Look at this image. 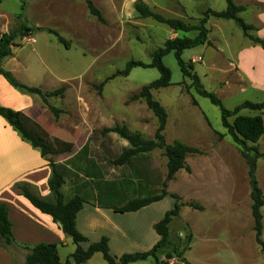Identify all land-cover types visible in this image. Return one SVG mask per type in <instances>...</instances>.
<instances>
[{
    "label": "rangeland",
    "instance_id": "rangeland-1",
    "mask_svg": "<svg viewBox=\"0 0 264 264\" xmlns=\"http://www.w3.org/2000/svg\"><path fill=\"white\" fill-rule=\"evenodd\" d=\"M90 1L100 10L104 23H99L88 13L84 0H0V8L12 15L6 20L7 26L4 32H0V36L17 31L20 24L32 30L28 37L17 36L14 40L17 46L11 50H15L20 62L25 64L29 61L35 70L39 69L36 71L39 73L36 77L55 75L58 81L66 83L61 87V94L54 98L58 99L59 103L65 101V96L68 98L70 117L76 118L78 113H85V131L79 133L80 137L91 134L98 141L113 144L112 140L119 137L114 133L104 135L103 129L126 124L131 133H137L144 140H153L158 126L157 119L147 109L143 99L131 98L137 95L143 86L159 78L156 69L144 66L150 64L152 53L162 47L165 41L176 38V33L163 24L152 19H141L137 15L134 4L138 1L144 3L145 0ZM183 1L149 0L147 5L166 18H178L192 25L203 18L206 9L220 10L226 7L225 0H188L189 4H181ZM22 2L23 11L20 10ZM18 14L22 15L21 19H17ZM217 22H221L218 27L214 26ZM205 27L211 30L214 48L218 49L214 50L215 54L219 52L226 55L227 50L236 52L240 45L247 42L240 28L232 20H214ZM48 29L57 31L68 46L57 43L55 36L46 31ZM177 34L188 38L197 36V32H190L185 36L179 32ZM212 56L215 57L211 48L198 45L183 51L181 60L184 64L191 65L189 72L198 76L203 88L214 93L225 109L233 110L246 100L256 103L264 101V95L249 96V92L241 90L245 83L243 80L238 81L236 71L230 65L218 61L213 72H207ZM198 58H201V61H197ZM129 61L140 62L144 66L131 69L125 77L117 75L107 80L116 72L123 71ZM162 62L171 72V86L151 90V95L164 107L169 122H173L170 131L162 132L165 143L168 140L176 142L175 139L182 144L192 142L197 130L200 141L204 144L202 148H197L200 154L186 155L185 163L190 172L181 170L177 176L166 182L165 187L162 186L158 190V193L169 191L173 186L185 187L194 181H199L206 188L205 193L201 195L204 208L196 201L185 203L180 199L181 203H194L200 206L201 210L182 207L183 215L180 211V216L170 224L169 244L157 252L160 264H184L188 262L184 253L189 250L194 234L197 236L212 233L223 238L235 233L234 224L235 220H238L243 225L245 235H254L250 186L248 168L241 157V150L222 128L218 107L195 93L190 78L182 76L172 53L166 55ZM192 99L196 101L197 106L194 107L197 109L191 108ZM191 110L192 115L188 114ZM244 113L253 115L252 112ZM178 119L181 120L180 127L177 126ZM233 120L234 118H229L228 122L231 124ZM209 132L212 133L211 139ZM217 133L223 137L219 139ZM69 136L73 137V132H69ZM252 146L254 145L246 143V147ZM256 146L259 152L264 153V145L262 147L257 143ZM158 163L160 168L164 167L160 159ZM205 163L211 166L207 173L202 170ZM255 177L264 195V158L256 161ZM136 181L137 177L132 178L134 187L142 186L141 182L138 184ZM225 185L229 189L227 201L218 211L220 193ZM171 201L174 203L172 199ZM166 202L168 201L164 204ZM261 214V238L264 241V207L261 208ZM72 246L74 245L69 241L67 248H58L63 261ZM15 251L17 252V249ZM166 254L172 256V259L167 260ZM98 258L92 262L105 264L101 256ZM132 264L156 262L150 257Z\"/></svg>",
    "mask_w": 264,
    "mask_h": 264
},
{
    "label": "crops",
    "instance_id": "crops-1",
    "mask_svg": "<svg viewBox=\"0 0 264 264\" xmlns=\"http://www.w3.org/2000/svg\"><path fill=\"white\" fill-rule=\"evenodd\" d=\"M232 2L236 6L243 7V11L238 16L245 24L253 27L250 35L264 39V0H232ZM144 3L147 5L149 0H145ZM185 3L189 4L188 0L181 2V4ZM195 7L197 8L196 4ZM225 9L226 7L211 11L221 12ZM10 17L12 15L0 8V32H4L8 23L6 20ZM214 20L218 19H207L205 26L210 25ZM217 23L214 26L218 27L221 22ZM174 33L176 37H182L178 36V32ZM179 33L183 36L187 34ZM245 39L247 42L240 45L236 52L227 50L226 55L219 52L215 54L214 50L218 51V49L214 48L211 30H208V42L211 46L209 43L204 45L213 50L215 57L212 56L207 72H213L218 61L228 64L235 69L238 81L243 80L242 82L245 83L241 88L242 91L249 92V96L264 95V49ZM11 52L10 57L1 61L0 67L10 72L19 83L30 88H38L43 93L53 92L66 84L64 81H58L55 75L46 78L36 77L39 74L36 71L39 69L35 70L29 61L25 64L20 62L15 50ZM42 62L41 60L40 63ZM64 99L65 101L60 103L54 97L48 99L51 106L61 111L55 118L40 97L13 88L0 75V107L20 111L38 124L48 135L57 153L48 158L42 157L38 149L23 140L20 134L0 117V204L5 205L8 210L11 232L16 244L10 251L0 247V264H24L27 255L25 247L31 248L39 244H55L61 262L70 257L75 250L72 240L61 231L59 225L54 223L51 217L35 209L18 188L25 186L34 195L53 202L48 188L52 174L48 160L60 165L64 170V183L60 189L62 195L66 199L78 196L83 200L82 208L76 215V228L87 239V243L82 244V247L86 248L88 244L106 238L109 253L114 258H120L124 254L148 252L152 249L159 241L154 226L173 207L171 194L177 195L185 203L196 201L203 208L205 207L201 202V195L205 193L206 188L199 181H194L185 187L173 186L167 191L169 195L138 211L116 213L114 209L121 208L130 200L147 198L158 193L165 181L167 160L160 150L155 149L134 156L128 164L114 166L115 160L129 147L128 143L116 138L117 140H112L114 143L110 144L106 141H98L91 134L80 137L79 133L85 131L87 121L85 113H78L76 118L70 117L68 98L65 96ZM191 108L197 109L194 106ZM193 110L188 114L192 115ZM241 112L242 115L250 116L244 112L251 111ZM252 113V116L257 115ZM261 116L264 122V111ZM172 123L167 116L166 132L171 130ZM180 123L181 120L178 119L177 126ZM127 128L130 130L128 126ZM69 132H73V137L69 136ZM209 134L211 139L212 133ZM200 140L196 130L194 140L185 144L200 149L204 146ZM171 143L172 141H166V144ZM258 143L263 147L264 134ZM158 159L164 163V167H159ZM209 168L211 166L205 163L202 167L203 173H207ZM179 173L180 171L176 176ZM135 177L138 178L136 183L141 182L142 186H133L132 178ZM228 192L229 189L225 185L220 193L218 211L226 204ZM165 201L168 202L164 204ZM234 226L235 233L223 238L212 233L197 236L194 234L189 250L184 253L185 260L189 264H264V256L255 242L254 235H245L243 225L238 220H235ZM69 241L74 246L70 248L68 256L63 261L58 248H67ZM98 255L102 257L100 253H96L85 264H95L92 261L99 259Z\"/></svg>",
    "mask_w": 264,
    "mask_h": 264
},
{
    "label": "trees",
    "instance_id": "trees-1",
    "mask_svg": "<svg viewBox=\"0 0 264 264\" xmlns=\"http://www.w3.org/2000/svg\"><path fill=\"white\" fill-rule=\"evenodd\" d=\"M225 1L226 9L224 11L215 12L206 10L203 13V18L194 25L185 23L178 18H166L161 14L154 12L142 2L138 1L134 4V10L141 19H152L156 23L167 26L174 32H197V36L194 38L176 37L169 39L164 42L162 47H159L152 53L151 62L148 66H144V64L140 62L129 61L123 71L116 72L111 78L107 79H112L117 75L125 77L129 74L130 70L135 67L144 66L154 68L158 71L159 78L150 84L143 86L140 92L131 98V100L143 99L147 109L151 111L157 119L158 126L154 139L144 140L137 133H131L125 125H116L112 128H105L102 133L104 135L114 133L128 143L129 147L115 160V165H125L136 155L148 153L155 149L161 150L163 156L167 160L164 187L166 182L172 180L179 171L184 170L190 172V168L185 163V157L188 154H200V151L195 147L187 146L178 141L173 142L172 144L165 143L162 132L166 127L167 113L164 107L158 101L154 100L151 95V90L164 89L171 86V72L163 64L162 59L166 55L172 53L177 61L182 76L190 78L191 86L194 88L195 93L203 98H207L212 105L218 107L220 110L222 128L227 131L232 142L241 150V157L245 160L248 168L247 177L250 186V209L253 220L254 239L256 244L260 247L261 254L264 256V241L261 238L263 230L261 208L264 207V195L258 187L255 177L256 161L259 158H264V153L259 152L256 146L261 136L264 134V122L261 116L264 111V101L259 103L245 101L233 110H227L223 107L221 101L214 93L208 92L203 88L198 76L195 73L191 74L189 72L191 70V65L184 64L181 60L183 51L194 48L198 45L208 44V30L206 29L205 24L207 19L211 17L218 20L234 21L245 38L253 44L260 45L264 49V39H259L250 35L253 27L245 24L238 16V14L243 11V7L234 5L232 0ZM84 2L88 13L99 23H104L100 10L96 8L90 0H84ZM20 10H24L23 2L21 3ZM21 18L22 15L18 14L17 19ZM31 31L32 30L29 27L20 24V28L17 31L7 34L4 33L0 36V63L3 59L12 55L11 48L17 46L14 42L15 38L17 36L22 38L28 37ZM46 31L53 34L59 44H62L65 47L68 46L67 42L56 31L50 29ZM0 75L4 77L7 83L13 88L40 97L55 118L61 113L60 110L54 108L48 103V99L61 94L63 88L53 92L43 93L38 88H30L19 83L10 72L1 67ZM192 105L197 106L194 99H192ZM244 110L257 113V115L246 116L240 114L241 111ZM0 117L14 128L23 140L29 142L33 148L38 149L42 157L48 158L49 156L57 154L44 130L38 124L26 117L22 112L0 107ZM229 118H234L231 124L228 122ZM205 120L207 121V119ZM217 135L219 139L223 137L219 133H217ZM246 143H251L254 146L248 148L246 147ZM48 162L52 171L51 177L48 181V188L52 195L53 202L46 201L34 195L25 186H19L18 188L20 189L22 196L35 209L40 213L51 217L52 221L59 225L61 231L72 240V243L75 245V250L70 257L64 262H61L55 244H39L31 248L25 247L27 255L24 264H85L96 253L102 255L106 264H132L138 261H144L150 257L155 260L156 264H160L157 258V252L160 249H165L169 244V227L173 219L180 216L181 208L188 206L195 210H201V207L194 203H181L180 198L177 195L171 194L170 197L174 200L173 207L164 214L163 218L157 224H155L154 230L159 236V241L152 247V249L148 252L124 254L120 258H114L109 253L108 240L106 238H102L96 243L88 244L86 248L82 247V244L87 243V239L82 236L76 228V215L82 208L83 200L78 196L66 199L62 195L60 189L64 183V170L60 165L54 164L51 160H48ZM167 195H169L167 191H161L160 193L147 198L130 200L121 208L114 210L116 213L135 212L153 202L163 199ZM15 246L16 244L11 232V224L8 219V210L5 205L0 204V247L10 251ZM175 253L174 249V254ZM165 258L167 260L172 259V256L166 254Z\"/></svg>",
    "mask_w": 264,
    "mask_h": 264
},
{
    "label": "built area",
    "instance_id": "built-area-1",
    "mask_svg": "<svg viewBox=\"0 0 264 264\" xmlns=\"http://www.w3.org/2000/svg\"><path fill=\"white\" fill-rule=\"evenodd\" d=\"M197 61H201V58H198Z\"/></svg>",
    "mask_w": 264,
    "mask_h": 264
},
{
    "label": "water",
    "instance_id": "water-1",
    "mask_svg": "<svg viewBox=\"0 0 264 264\" xmlns=\"http://www.w3.org/2000/svg\"><path fill=\"white\" fill-rule=\"evenodd\" d=\"M184 264H189L188 262H185Z\"/></svg>",
    "mask_w": 264,
    "mask_h": 264
}]
</instances>
